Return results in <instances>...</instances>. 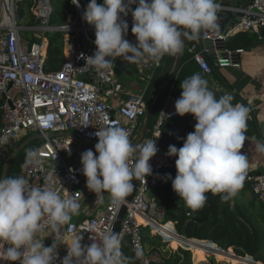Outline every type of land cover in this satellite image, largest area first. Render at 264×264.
<instances>
[{
    "label": "clouds",
    "instance_id": "obj_1",
    "mask_svg": "<svg viewBox=\"0 0 264 264\" xmlns=\"http://www.w3.org/2000/svg\"><path fill=\"white\" fill-rule=\"evenodd\" d=\"M71 3L80 7L79 0ZM132 5L136 7L132 9ZM218 9L216 0H90L82 19L94 26L96 50L83 58L97 72L113 70L118 57L138 64L147 58L158 64L165 55L180 54L186 39L198 40L202 31L214 30ZM129 12L136 44L125 38L129 25L122 15ZM179 87L182 91L174 104L175 113L192 114L196 123L181 147L169 145L167 154L177 157L176 174L174 178L165 175L186 207L196 211L205 206L206 193L220 194L227 202L243 188L249 162L241 149L247 138L250 108L233 104L230 93L217 98L199 73L185 78ZM57 120L49 113L40 123L53 129ZM95 135V152L87 149L80 156L86 186L101 203L108 193L111 202L119 206L134 190L133 180L152 175L149 161L159 151L155 138L160 133L135 144L129 131L118 125L99 129ZM8 139L7 134L0 135V145ZM256 147L264 153V143L258 142ZM35 155L29 152V156ZM79 210L80 204L72 195L62 197L51 187H30L23 176L0 178V261L54 264L61 227ZM45 230L56 243L45 246L44 238H37ZM90 238V245L82 246L80 235L70 245L66 243L67 255L60 264H131L132 258L121 250L118 233L106 231L99 241L95 235ZM134 251L138 258L141 253Z\"/></svg>",
    "mask_w": 264,
    "mask_h": 264
},
{
    "label": "built area",
    "instance_id": "obj_2",
    "mask_svg": "<svg viewBox=\"0 0 264 264\" xmlns=\"http://www.w3.org/2000/svg\"><path fill=\"white\" fill-rule=\"evenodd\" d=\"M19 1L0 0V110L2 112L0 135L7 134L9 138L6 144L0 145V151L12 146L17 136L27 133L43 134L44 141L34 151L36 155L28 156L25 162L23 177L28 180L30 187H51L62 197L74 196L80 204L83 192L78 187L85 178L80 156L83 151L92 147L76 134L95 145L98 142V137L95 135L97 130L109 125H118L129 131V138L134 143L141 132V118L147 111L146 95L156 73L163 66L164 57L158 64L149 59L138 65V76L143 82L142 90L139 93L129 94L116 109L107 99V95L123 92V85L115 69L97 72L87 66L83 58L92 55L96 46L94 26L82 19L85 10L80 0V7L75 5L77 12L70 14L67 23L61 26L51 24L55 12L51 0H34L32 13L40 21L37 26L19 24L16 14ZM230 1L216 0L219 4L217 27L214 30L203 31L201 40L188 47L192 59L200 67L197 72L200 75L212 73L215 66L240 67L246 49L229 48L228 40L232 35L238 32L257 33L264 39L262 34L264 0H238L234 5H225ZM227 11L233 14L231 20H228V23L233 22V26L228 24L222 29V19ZM123 19L133 20L132 16ZM26 30L40 31L36 35L38 40L26 37L24 34ZM56 31H63L66 34L65 61L60 69L47 71L49 38L45 33ZM176 99L177 97L168 96L165 107L151 123L144 141L153 139L160 133L159 137L155 138L159 151L149 161L153 169L152 175L146 177V180L138 181L136 194L131 202H128L127 197L124 203L117 206L110 200L102 215L81 220L71 218L69 223L63 225L60 244L56 249L58 256L54 264H60L67 255L62 252L61 246L68 236L81 233L82 246H85L93 242L90 238L93 235L99 241L104 232L113 231L125 204H128V211L122 221L121 233L122 238H129L133 249L141 253L138 258L135 256L137 264H165L162 251L152 252L147 249L144 237L146 227L151 229L152 234L160 233L166 238L177 237L183 240V243L190 244L189 239L177 234L175 229L171 232L165 228L169 223L164 220L165 212L151 197L154 187L162 180L163 172L176 171L175 163L163 145L165 121L180 116L175 113ZM240 104L250 108L248 119L253 120L256 108L259 106ZM49 113H54L58 117L53 129L44 128L40 123L41 118ZM48 132L58 135H49ZM70 133H74L75 136ZM92 150L95 152L94 149ZM241 152L249 157L248 142L244 144ZM69 159L73 162L69 163ZM246 186L251 188L261 202H264V174L258 175L247 170L241 190ZM187 215L190 216L191 213L188 212ZM48 235L49 231L45 230L39 233L37 238L41 240L44 238V245H48L50 240L53 243L57 242ZM247 257L237 256V262L244 264L241 260H246ZM250 262L246 261L245 264ZM0 264H19V261H0ZM252 264L260 263L254 259Z\"/></svg>",
    "mask_w": 264,
    "mask_h": 264
},
{
    "label": "trees",
    "instance_id": "obj_3",
    "mask_svg": "<svg viewBox=\"0 0 264 264\" xmlns=\"http://www.w3.org/2000/svg\"><path fill=\"white\" fill-rule=\"evenodd\" d=\"M80 2L84 10H86L90 0H80ZM102 2L103 0H98V3ZM26 6L29 8L33 20H35L36 18L32 13L34 0H20L18 2V9L21 11V13L24 12V8ZM131 7L134 9L136 5H132ZM76 12V6L71 3V0H59L53 15V20L56 22L54 24L59 26L66 24L68 21V16L70 14H75ZM131 16V12H129L127 16L122 15V18ZM47 37L49 38V47L46 59V70H58L65 61L66 34L63 31H56L48 33ZM255 43L256 36L248 32H238L232 35L228 40V46L231 49L251 48ZM160 70L161 68L158 71ZM165 75L166 74L163 76ZM149 100L150 98L148 99V102ZM151 121L153 122V118ZM195 123L196 121L192 114H186L184 116H177L167 119L163 125V145L166 150L168 151L169 145H175L178 148L181 147L186 135L194 131ZM1 125L2 112L0 110V127ZM170 158L175 163L177 157L170 156ZM5 159L6 158L0 162V178L2 176ZM15 160H13L10 164L8 177L10 175L11 166ZM165 174H171V176L174 178L176 171H164L162 180L154 187L153 191L151 192V197L154 198L158 205L164 209L165 221L176 222L177 230L181 234H185V236L188 238L212 240L224 249L234 247L235 252L240 256L249 254L254 256L256 261L264 262V225H260L259 221L255 222L256 219L252 220L251 214L243 211V208L239 206L233 207L231 202L232 199L227 202L222 201L220 194L213 195L210 192L206 193L208 199L205 203V206L202 209L196 211L190 210L186 207L184 201L180 199L173 191L171 187V180H168ZM188 212L191 213V216L187 215ZM263 216V210H259L256 217L262 218ZM195 219H204V221L198 222L195 221ZM165 228L171 232L174 231L172 223H168ZM144 237L147 249L149 251L153 252L160 250L164 253V255L167 252L168 259L165 255L167 259H165L166 264L192 263L190 262L192 254L190 250L179 248L176 252H172L171 250L166 249V243L164 242V239L161 236L152 235L150 228H144ZM168 238L171 239V244L173 247H178L181 244H184L183 240L177 237L168 236ZM188 242L190 243L189 245L194 248V253L197 256L196 260H205V249L199 244H207L208 246H211V243L196 240H189ZM121 250L125 255L132 258L131 264H137L135 252L129 238L123 237L121 239ZM217 254L219 260L224 259L227 262L239 264L236 257L225 255L220 252H217ZM253 260L254 259L248 256L246 260L242 259L241 261L244 264L246 261H251L250 264H252Z\"/></svg>",
    "mask_w": 264,
    "mask_h": 264
},
{
    "label": "crops",
    "instance_id": "obj_4",
    "mask_svg": "<svg viewBox=\"0 0 264 264\" xmlns=\"http://www.w3.org/2000/svg\"><path fill=\"white\" fill-rule=\"evenodd\" d=\"M238 0H231L230 4L234 5ZM231 20V17L229 18ZM132 21V20H130ZM203 32V31H202ZM249 33V32H248ZM256 36V43L251 48H245L246 52L241 58L240 67H214V70L210 74H202L201 76L208 81V87L216 94L217 98L223 95L224 93H230L234 97L233 103H247L249 105L259 106L257 109H262L264 105V39L261 38L260 34L251 33ZM130 43L136 44V37L130 31H128L127 36L125 37ZM202 33L198 40H201ZM198 40H188L187 49L185 56L182 60V64L175 76V78L167 85L164 91L159 95L154 112H153V122L156 120L160 111L165 107L168 96L179 97L182 89L179 87L180 83L187 77H190L192 74L197 73L200 70L199 65L192 59L191 54L188 52V47L193 43H196ZM229 47V46H228ZM177 56H164V63L160 71H158L155 75V78L151 84L148 93L152 90V94L150 95V100L155 93V90L158 88L160 83L170 74L175 60ZM149 60L145 59L144 61ZM140 64V63H139ZM138 64V65H139ZM132 66L133 74H127L124 76L123 81L119 79L120 83L123 85V92L118 94L107 95V99L111 102V104L117 109L121 102L128 97L131 93H139L142 90L143 82L140 80L138 76L139 66ZM166 74L165 76H163ZM132 76V77H131ZM134 78V79H133ZM160 82V83H159ZM155 83V86H154ZM158 83V84H157ZM157 85V87H156ZM156 87V88H155ZM155 89V90H154ZM147 93V94H148ZM147 97V95H146ZM149 100V101H150ZM149 103V102H148ZM257 116L262 119L264 118V110L262 109ZM145 117V116H144ZM142 122V121H141ZM151 121V123H153ZM150 123V127H151ZM142 128V126H141ZM70 135H74V133H70ZM145 141V140H144ZM248 144L250 145V155L248 157L249 167L248 171L255 174H264V153L259 152L257 150V143L253 140V138L248 139ZM260 143H263L259 141ZM144 143V142H143ZM94 145V144H93ZM91 147V146H90ZM11 149V148H10ZM95 150V148L92 147ZM79 190L83 192V199L80 202V210L78 214L72 216L75 220H81L86 217H95L102 215L111 198L108 193H104V199L101 203L96 194L90 191L86 186V177L83 178L81 185L78 187ZM233 207H241L243 211L251 214L252 220L255 222L259 221L260 225H264V216L262 218H257L259 210H263L264 212V202H261L256 195L252 192L249 186H246L243 190L239 191L235 197L232 198ZM164 210V209H163ZM196 221V220H195ZM173 224L174 229L177 234L185 236V234H181L176 227V222L174 221H166ZM151 232V231H150ZM152 234V233H151ZM154 236H161L164 239V242L171 243V239L164 237L160 233L152 234ZM189 240L196 241H204L211 243V246L207 244L201 245L205 250V260L197 261L196 256L194 254V264H219L220 262H224L226 260H219L217 257V252L223 253L225 255L230 256H240L235 252L234 247H229L228 249H224L220 247L217 243L212 240H203L197 238H188ZM169 241V242H168ZM214 246H213V245ZM198 245V244H196ZM184 248L190 250L194 253V248L189 244H181L176 249ZM169 249V248H168ZM172 252H176L177 250L169 249ZM167 259V252L165 253ZM245 256L253 257L254 256L246 254ZM165 257V258H166ZM166 259V260H167ZM261 264H264L263 261H258ZM166 264V263H165Z\"/></svg>",
    "mask_w": 264,
    "mask_h": 264
},
{
    "label": "water",
    "instance_id": "obj_5",
    "mask_svg": "<svg viewBox=\"0 0 264 264\" xmlns=\"http://www.w3.org/2000/svg\"><path fill=\"white\" fill-rule=\"evenodd\" d=\"M225 5H230L229 2L225 3ZM230 17H233V14L229 11H227L224 15V18L222 19V25L221 28L225 29L226 26L229 24V26H233V22H229L228 20ZM262 34L264 35V28L262 30ZM187 44H188V40H185V45H184V49L183 51L177 55L174 66L170 72V74L160 83V85L158 86V88L155 90V93L153 94L151 100L149 101L148 105H147V111L145 114V118L142 124V128H141V132L139 137L137 138V140L134 142L135 143H143L147 134H148V130L150 127V123L152 120V116H153V112H154V108L157 102V99L159 97V95L164 91V89L167 87V85L175 78L181 64H182V60L185 56L186 53V49H187ZM131 55V54H129ZM111 59V58H108ZM134 65H138V63H132V62H128L123 60L122 58H116L114 60V69L116 71V74L118 76V78L127 75V74H133V70L131 69L132 66ZM262 109L264 110V105L262 107ZM262 109H257L255 111V117L253 120L248 119V121L246 122L248 127L247 130L245 132V135L247 136L245 143L248 141L249 138H253L254 141L256 142H263L264 143V118L260 119L257 114L262 110ZM49 135H53L56 136L58 134H53L51 132H48ZM77 136H79L87 145L91 146L94 148V145L86 138L82 137L79 134H76ZM43 138L44 139V135L41 133H35L33 135H31L30 137H28L25 141L21 142L20 144H17L18 142L15 140L13 141L12 144V151L9 154V156L5 159L4 165H3V171H2V177H8V172L10 169V164L11 162L17 157V155L19 154V152L26 146L28 145L31 141H33L34 139H40ZM244 143V144H245ZM138 181L139 180H134L133 184H134V190L129 194L128 196V202H131L132 199L134 198L135 194H136V190H137V186H138ZM128 211V204H125L123 206V208L120 211V214L117 218V221L114 225L113 231L115 233H118L120 240L122 239V221L125 217V214ZM198 222H202L204 221V219H195ZM80 235L82 237L81 240V244H83V235L81 233H76L74 235H70L68 236L64 242L62 243L61 246V250L64 253H67L68 251V245L67 244H71L73 239L77 236ZM67 243V244H66Z\"/></svg>",
    "mask_w": 264,
    "mask_h": 264
},
{
    "label": "rangeland",
    "instance_id": "obj_6",
    "mask_svg": "<svg viewBox=\"0 0 264 264\" xmlns=\"http://www.w3.org/2000/svg\"><path fill=\"white\" fill-rule=\"evenodd\" d=\"M51 1H52V4L55 7L57 6V4L59 2V0H51ZM16 14H17V19H18L19 24H21L23 26H37L40 23V21L37 20V19L33 20L31 14H30L29 8L27 6L24 8V12L23 13H21V11L19 9H17L16 10ZM54 23H56V22H54L53 17H52L51 24L54 25ZM127 23L129 25L128 31H130L131 30V27H132L133 20L132 21H127ZM39 33H40V31H38V30H26L24 32L25 36L28 37V38H30V39H32V40L33 39L38 40L36 38V35H38ZM45 34L47 35L48 33H45ZM124 76L120 77L119 79H121V81H123ZM151 94H152V90L147 94V97H146V100L147 101L150 98V95ZM144 118L145 117L141 118L142 124H143ZM31 135H33V134L32 133H27V134H24V135H21V136H17L16 137V141L18 142L17 144H20L21 142L25 141ZM43 141H44L43 138L34 139L33 141H31L28 145H26L19 152V154L17 155L18 157L15 158L16 160L14 159L15 161H14V163L11 166V171H10L9 177L23 176L24 175L23 171H24V167H25V162H26V160H27V158L29 156V152L30 151H33L34 152L43 143ZM12 150H13L12 147L9 146V147L4 148L2 151H0V162L4 158H7L9 156V154L11 153ZM68 162L69 163H72L73 160L72 159H69ZM52 242L53 241L50 240L49 241V244L48 245H45V246H50L52 244ZM165 248L166 249L169 248V249H172V250H177L176 249L177 247H173L170 242L166 244ZM194 254L195 253H193V257H192V254H191V261H190V262H192L191 264H194ZM263 254H264V251H263ZM195 256H196V254H195ZM196 259H197V256H196ZM219 264H233V263L232 262L224 261V262H220Z\"/></svg>",
    "mask_w": 264,
    "mask_h": 264
}]
</instances>
